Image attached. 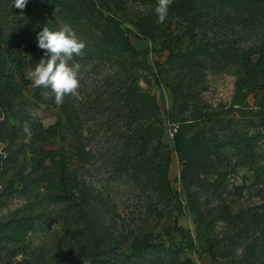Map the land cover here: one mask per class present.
<instances>
[{
  "label": "rangeland",
  "instance_id": "rangeland-1",
  "mask_svg": "<svg viewBox=\"0 0 264 264\" xmlns=\"http://www.w3.org/2000/svg\"><path fill=\"white\" fill-rule=\"evenodd\" d=\"M116 3L121 7L116 12L120 28L133 47L143 51L150 69L155 62L164 65L172 54L170 47L178 54L181 47L189 56L187 64L177 60L166 82L160 84L154 70L133 67L140 74L141 88L155 95L163 114L174 108L178 117L189 122L199 113L231 106L237 70L220 58L218 49H248L264 41V7L229 12L190 32L189 21L171 9L165 21L158 22V0ZM112 8L116 10L115 6ZM74 21L68 25L85 44L82 54L73 57L81 65L79 87L60 104L45 94L48 90L38 91L31 85L22 94L7 99L6 106H0V150L10 143L46 150L64 148L70 143L76 153L71 167L88 200L98 237L107 246L117 245L128 251L132 243L148 239L166 247L182 248L180 257L193 264H240L249 258L264 264V174L259 176L253 167L238 164L230 148L231 141L234 143L236 136L244 132L264 135L263 130L257 129L256 119L242 116L235 107L225 117L192 126L185 142L189 179L182 178L183 165L173 150L172 139L179 124L164 122L161 140L170 150L168 177L183 203L179 213L172 203L156 194L145 177L126 171L122 155L129 131L126 109L112 94L126 83L129 73L116 61L96 54L94 47L100 36L83 16ZM137 23H143L151 32L146 35ZM21 63L24 78L32 81L29 73L38 62L26 44ZM247 103L253 106L251 96ZM199 144L221 145V149L207 150ZM259 144L262 151L264 145ZM187 192H192L200 203L204 224L190 211ZM5 197L7 202L0 206V218L22 205L21 198L2 195L0 199ZM189 236L192 249L187 247ZM76 249L67 228L54 220L46 231L30 234L20 251L9 254L7 264H75ZM154 261L170 264L165 254H159Z\"/></svg>",
  "mask_w": 264,
  "mask_h": 264
},
{
  "label": "trees",
  "instance_id": "trees-1",
  "mask_svg": "<svg viewBox=\"0 0 264 264\" xmlns=\"http://www.w3.org/2000/svg\"><path fill=\"white\" fill-rule=\"evenodd\" d=\"M116 1L28 0L25 7L19 9L14 6L13 0H0V106L5 107L7 99L22 94L26 86L31 85L38 91L44 90L34 87L32 81L24 78L21 63L23 46H28L38 62L44 55L36 43L41 27L46 23L50 28L58 27L63 22L75 24V18L83 16L85 22L100 36L94 47L96 54L116 61L129 73L126 83L119 89L115 88L112 94V98L126 109V126L129 131L126 132V150L122 154L126 159V171L130 170L133 176L145 177L158 196L172 203L182 213L180 194L172 189L168 177L170 150L161 140L164 122L168 120L179 124L172 143L173 150L182 162L181 176L184 179L191 176L185 149L186 134L196 123L213 122L238 107L242 116L254 117L257 129L264 131V41L248 49L224 46L218 49L220 58L225 63L233 64L237 70L231 106L211 113H199L188 122L184 117H178L174 108L163 114L155 95L141 88L140 74L133 67L154 70L155 80L160 84L166 82L177 60L187 64L189 56L182 52L181 47L178 54L166 46L172 52L168 60L164 65L155 62L153 69H150L143 51L136 50L120 28L116 12L121 11V7ZM80 3H83L81 10ZM113 6L116 9L114 11ZM261 7H264V0H172L169 9L189 21V31L194 32L200 24L222 18L229 12H249ZM136 26L146 35L151 32L143 23H137ZM249 96L253 106L247 103ZM63 142L67 141L64 139ZM260 142L264 145V135L244 132L237 135L230 145L231 154L238 160V164L253 167L259 176L264 174V164L260 163L264 162V149L259 151ZM199 146L207 150L221 149V145ZM29 153H32L30 158ZM74 158L76 153L70 143H66L64 148L49 150L14 143L2 148L0 183L3 184V191L0 198L2 195L16 196L21 198L22 205L10 215L0 218V264H7L9 254L20 251L30 234L46 231L54 220L67 228L69 237L77 244L75 264H155L154 259L159 254L167 255L170 264H193L191 260L180 257L182 248L166 247L164 243L148 239L132 243L128 251L117 245H105L98 237L89 213L88 200L71 167ZM186 198L192 214L200 224H204L200 203L194 194L187 192ZM6 202V197L0 199V206ZM188 242L187 247L192 249L190 236ZM240 264L258 263L249 258Z\"/></svg>",
  "mask_w": 264,
  "mask_h": 264
},
{
  "label": "clouds",
  "instance_id": "clouds-1",
  "mask_svg": "<svg viewBox=\"0 0 264 264\" xmlns=\"http://www.w3.org/2000/svg\"><path fill=\"white\" fill-rule=\"evenodd\" d=\"M27 2L13 0L14 6L19 9H23ZM171 3L172 0H158L155 8L158 22L165 21ZM36 43L44 55L30 70L33 86L48 90L45 94L60 104L66 95L74 93L79 87L81 65L73 57L82 54L85 44L70 25L50 28L47 23L37 33Z\"/></svg>",
  "mask_w": 264,
  "mask_h": 264
},
{
  "label": "built area",
  "instance_id": "built-area-1",
  "mask_svg": "<svg viewBox=\"0 0 264 264\" xmlns=\"http://www.w3.org/2000/svg\"><path fill=\"white\" fill-rule=\"evenodd\" d=\"M0 153H2V148H1V150H0Z\"/></svg>",
  "mask_w": 264,
  "mask_h": 264
}]
</instances>
